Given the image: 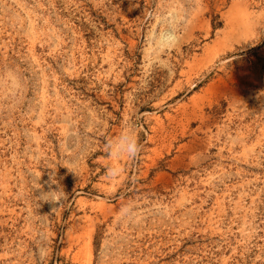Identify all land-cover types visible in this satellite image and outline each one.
<instances>
[{"label": "rangeland", "instance_id": "obj_1", "mask_svg": "<svg viewBox=\"0 0 264 264\" xmlns=\"http://www.w3.org/2000/svg\"><path fill=\"white\" fill-rule=\"evenodd\" d=\"M0 264H264V0H0Z\"/></svg>", "mask_w": 264, "mask_h": 264}, {"label": "clouds", "instance_id": "obj_2", "mask_svg": "<svg viewBox=\"0 0 264 264\" xmlns=\"http://www.w3.org/2000/svg\"><path fill=\"white\" fill-rule=\"evenodd\" d=\"M159 16V24L155 32L146 36V44L153 50L154 53H162L175 47L180 40L181 35V25L177 22V18L172 16L170 18L168 10H159V6L148 10L144 15L146 22H154L155 18ZM104 150L109 159L120 160L121 158L127 157L128 159H134L141 151V144L138 142L136 135V126L132 124H124L121 131L113 136L105 139ZM69 171L73 170L69 167ZM121 169L116 164L109 165L107 169V174L109 176H116L120 173ZM52 184H57L55 190L41 191L37 199L39 201L51 202L57 204L52 211L60 206L62 199L61 186H59L58 181L53 179V174L51 178ZM121 218L130 219L132 216L131 209L129 205H123L119 209ZM48 240L41 234L36 242V252L38 255H43L47 251Z\"/></svg>", "mask_w": 264, "mask_h": 264}]
</instances>
